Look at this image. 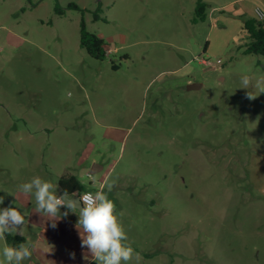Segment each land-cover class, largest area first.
<instances>
[{"label": "rangeland", "instance_id": "374dc122", "mask_svg": "<svg viewBox=\"0 0 264 264\" xmlns=\"http://www.w3.org/2000/svg\"><path fill=\"white\" fill-rule=\"evenodd\" d=\"M196 1L0 0V207L60 166L38 165L40 145L92 151L129 264H264V55L243 28L264 0H203L193 23ZM82 19L103 60L80 48Z\"/></svg>", "mask_w": 264, "mask_h": 264}, {"label": "clouds", "instance_id": "9594fccd", "mask_svg": "<svg viewBox=\"0 0 264 264\" xmlns=\"http://www.w3.org/2000/svg\"><path fill=\"white\" fill-rule=\"evenodd\" d=\"M248 86L249 79L243 78L242 88L247 89ZM257 87L260 93H264V84L258 82ZM253 97L249 95L250 99ZM111 187L110 183L104 182L94 193L87 192L73 199L67 192L57 195L56 188L50 182L35 177L19 185L18 192L34 196L36 211L49 217L53 221V228L56 226L55 219L68 215V212L78 214L76 227L79 230L81 247L87 249L93 264H129L134 250L123 243L127 240V234L114 214L115 205L105 191H110ZM0 205H3L2 197ZM61 208L67 211L62 213ZM23 224L24 216L17 208L0 207V241H3L0 246V264H24V261L32 258L33 246H10L5 239L7 234Z\"/></svg>", "mask_w": 264, "mask_h": 264}, {"label": "crops", "instance_id": "0c3cea01", "mask_svg": "<svg viewBox=\"0 0 264 264\" xmlns=\"http://www.w3.org/2000/svg\"><path fill=\"white\" fill-rule=\"evenodd\" d=\"M11 124L12 121H9L8 125ZM8 129L12 130L13 128L8 127ZM14 129L15 133L19 136V141L24 138L25 140L33 138V134L30 131H27L25 135L21 131V128L14 127ZM42 129L46 132L49 131L45 126L42 127ZM120 135L121 133L118 129H114L110 134L112 139H119ZM19 145L20 143H18V146ZM38 150H40V158L37 159L38 165L41 166L43 164L41 156L44 157V155H46V157L50 156L51 160H57L60 165L59 167H53L54 175L52 176L48 175L44 170L47 174V179L53 185V188H56L57 195H59L58 180L63 175H74L80 182L83 175V178H88V191L93 193L99 188V185L103 183V178L98 176L99 172L103 170V166L101 163L97 164L98 162L95 161V158H90L92 151L79 154L78 156L73 154L75 157L74 159H63V156H67V153L65 152L63 154L61 151H57L53 147L48 146V143L40 145ZM89 159H91L90 161L93 162V165L90 170L87 171L88 166L84 167L83 165ZM70 162H73L74 165L72 163L70 165ZM44 164L45 169H47L46 162ZM69 165H73V167ZM35 177L39 176L33 174L31 179ZM13 200L15 202V208L24 216V224L10 233L22 236L24 238L22 244L30 245L34 248L32 258L24 261V264H93L89 258L87 249L81 247L80 234L76 227L78 214L68 212V215L55 219L54 223L56 226L53 228V221L49 220V217L45 214L36 211L34 196L23 195L18 192L17 188L12 195V201ZM60 211L63 213L67 210L61 208Z\"/></svg>", "mask_w": 264, "mask_h": 264}, {"label": "trees", "instance_id": "16d2710c", "mask_svg": "<svg viewBox=\"0 0 264 264\" xmlns=\"http://www.w3.org/2000/svg\"><path fill=\"white\" fill-rule=\"evenodd\" d=\"M68 7L79 9L76 4H69ZM55 12L63 13V9L56 2ZM207 17V5L203 0H197L194 8L192 22L204 21ZM243 28L250 37V41L245 45L244 52L247 54L264 55V19L256 17L247 18L243 21ZM79 46L94 59L103 60L107 55V47L102 37L86 29L83 19L80 22ZM58 194L63 192L69 194L88 191V187L82 184L74 175H63L58 180ZM8 245L19 246L24 242V238L19 235L9 233L5 237Z\"/></svg>", "mask_w": 264, "mask_h": 264}, {"label": "water", "instance_id": "95a60500", "mask_svg": "<svg viewBox=\"0 0 264 264\" xmlns=\"http://www.w3.org/2000/svg\"><path fill=\"white\" fill-rule=\"evenodd\" d=\"M200 87H201V83H198V82H191L186 85L187 90H195V89H199ZM70 196H72L73 199H76L79 197L77 193H74V195L71 194ZM77 207H79V204L77 205Z\"/></svg>", "mask_w": 264, "mask_h": 264}, {"label": "built area", "instance_id": "2783aa9c", "mask_svg": "<svg viewBox=\"0 0 264 264\" xmlns=\"http://www.w3.org/2000/svg\"><path fill=\"white\" fill-rule=\"evenodd\" d=\"M254 14H255V17L256 18H258V19H264V11H262V10H260V9H255L254 10ZM202 62L204 63V64H207L208 62L207 61H205V60H202ZM220 61L219 60H217V63H219ZM87 192H91V191H83V192H81V193H79L78 194V196L79 195H83L84 193H87Z\"/></svg>", "mask_w": 264, "mask_h": 264}]
</instances>
